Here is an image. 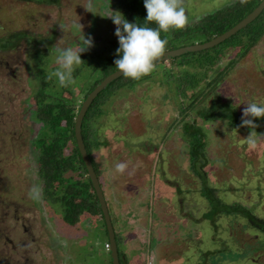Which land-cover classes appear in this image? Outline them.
I'll list each match as a JSON object with an SVG mask.
<instances>
[{"label":"rangeland","instance_id":"1","mask_svg":"<svg viewBox=\"0 0 264 264\" xmlns=\"http://www.w3.org/2000/svg\"><path fill=\"white\" fill-rule=\"evenodd\" d=\"M230 1L185 0L189 23ZM92 3L93 13L84 8L87 0H0V37L23 31L38 39L55 31L50 61L59 66L58 51L81 44L76 21L84 26V37H92L89 49L100 48L115 33L108 17L115 15L113 0ZM28 51L24 41L0 53V264H111L110 252L103 247L108 236L98 216L85 215L75 226L65 225L56 206L27 196L39 185L29 141L40 128L32 126L33 65ZM228 61L229 56L223 57L207 72L208 79ZM162 67L175 72L174 62L165 61L152 78L114 95L94 126L96 139L106 144L95 148L96 159L93 152L90 157L101 172L98 182L116 251L122 255L119 264H264V234L243 217L218 214L211 224V207L199 192L200 179L189 168L187 143L176 124L180 100L163 81ZM81 80L83 76L76 84ZM214 90L221 102L238 108L239 119L247 103L264 104V35ZM206 105L203 100L195 108ZM247 119L258 127L234 129L226 119L195 120L205 134L203 172L222 203L240 205L264 220V137L254 150L245 141L250 133L264 136V117ZM121 161L131 162L124 174L115 171ZM4 196L13 202L23 199V213L18 214L30 217L27 232L19 228L20 221L12 220V203Z\"/></svg>","mask_w":264,"mask_h":264},{"label":"trees","instance_id":"2","mask_svg":"<svg viewBox=\"0 0 264 264\" xmlns=\"http://www.w3.org/2000/svg\"><path fill=\"white\" fill-rule=\"evenodd\" d=\"M28 1L36 4L58 2V0ZM260 2L261 0H246L241 3V0H232L228 5L197 18L182 30L161 32V37L168 40L167 51L211 40L233 27ZM113 7L115 12H120L131 23L156 27L154 23L145 20L147 13L144 0H113ZM55 35L53 31L51 35L45 38L39 36L37 39L23 31L8 33L0 37V53L14 50L24 41L28 42V60L33 65L31 81L34 84L31 97L34 111L32 126L40 124L39 130L36 133L32 132L35 136L30 138L29 152L37 182L43 190L41 200L59 209L60 219L65 225L75 226L85 215L92 218L98 216L103 221L99 204L75 145L73 123L80 103L89 92L106 76L117 70L114 60L120 58L116 54L119 47L118 38L112 33L100 48L81 53V60L84 63L75 67L73 77L78 80L83 76L84 80H81L80 84L62 87L56 77L48 79L49 74L59 67L50 61L51 44ZM263 35L264 9L251 23L218 45L169 60L174 62V74L163 67L160 74L163 81L173 90L174 96L180 100L176 124L187 143L189 168L200 179L199 192L211 207L208 213L211 224L218 214H237L243 217L249 226L264 234L263 219L255 217L249 209L240 205L222 203L214 195L215 188L207 185L206 174L203 172L206 161L205 134L195 121L197 118L204 122L226 119L230 128L241 127V119L237 116L238 108L231 106L230 103L221 102L214 89L229 69L245 57ZM226 56H229V61L208 79L207 72H213L214 66ZM163 63L156 62L155 70L138 80L120 76L105 86L86 109L80 125V135L97 181L101 172L90 156L93 152L92 157L96 159L95 148L103 146L106 142L96 139L94 128L96 122L114 95L123 90L133 89L141 81L149 80ZM209 97L207 102L206 98ZM203 100L207 105L195 108V104ZM193 110L194 116L190 120H184ZM31 130L33 131L32 128ZM68 173L71 175H67ZM98 185L100 187L99 182ZM121 256L117 251L118 263Z\"/></svg>","mask_w":264,"mask_h":264},{"label":"clouds","instance_id":"3","mask_svg":"<svg viewBox=\"0 0 264 264\" xmlns=\"http://www.w3.org/2000/svg\"><path fill=\"white\" fill-rule=\"evenodd\" d=\"M244 2L246 0H241V3ZM84 8L93 13L92 0H87ZM144 8L147 13L145 20L154 23L156 27L131 23L120 12H114L115 15L108 16L116 25L114 34L119 43L116 54L120 58L114 60L115 68L122 76L136 80L153 72L156 68V62L167 53L168 40L161 37V32L182 30L190 22L185 0H144ZM73 26L81 33V44L76 48L69 47L59 50L56 60L59 67L48 77V79H52L53 76L56 77L62 87L76 83L73 72L76 66L84 63L81 60V53L94 46L91 36L84 37L82 24L76 21ZM247 117H264V104L250 102L243 109L240 126L253 129L258 127L252 119H247ZM259 137L264 136L250 133L245 138L249 149L257 148ZM130 164V161L117 162L115 171L124 174L128 171ZM135 168L136 166H132V172L135 171ZM132 172L128 174L131 175ZM42 194L43 190L39 185H34L29 191L30 198L36 201L42 199Z\"/></svg>","mask_w":264,"mask_h":264},{"label":"water","instance_id":"4","mask_svg":"<svg viewBox=\"0 0 264 264\" xmlns=\"http://www.w3.org/2000/svg\"><path fill=\"white\" fill-rule=\"evenodd\" d=\"M264 9V0H261V2L250 12L248 13L244 18H242L238 23H236L233 27L228 29L227 31L223 32L222 34L212 38L211 40L207 42L202 43H194L192 45L183 46L180 48H176L174 50H169L165 54V56L157 61V62H165L168 60H171L173 58L179 57L181 55L187 54V53H195L203 50L210 49L219 43L223 42L224 40L228 39L230 36L234 35L236 32L244 28L246 25L251 23ZM122 76L121 73L114 71L108 76H106L100 83H98L91 92L85 97V99L80 103V106L78 108V111L76 113V116L74 118L73 123V137L75 140V145L77 148V151L80 155V158L82 160V163L84 165L86 176L89 179V182L92 186V189L94 191L95 197L97 199V202L99 204L100 212L102 215V219L105 226V231L108 236V244H109V252L111 257V264H119L118 263V257H117V251H116V245L114 241V235L111 228V224L109 221V216L107 212V208L105 205V201L103 199V195L101 192V189L98 185V181L96 179V176L94 174V171L92 169L90 160L85 152L84 145L82 143L81 135H80V125L82 118L84 116V113L92 100L97 96V94L110 82L114 81L115 79Z\"/></svg>","mask_w":264,"mask_h":264},{"label":"flooded vegetation","instance_id":"5","mask_svg":"<svg viewBox=\"0 0 264 264\" xmlns=\"http://www.w3.org/2000/svg\"><path fill=\"white\" fill-rule=\"evenodd\" d=\"M27 196L29 197V193L27 194ZM3 199L5 200L6 199V203L9 201V202H11L12 204H8V206L11 208L9 211H10V213H12L10 216H11V218H12V220L13 221H20V223H21V225H20V229L24 232L25 231V229H26V226H25V224H27L28 222H29V219H30V217H23L21 214H18V213H23L22 211H23V209L21 208H19L20 207V205H21V203L22 204H24L23 203V199L22 200H20V201H18V202H13L14 201V198H9V200L6 198V196H4L3 197ZM4 200H3V202L2 203H4ZM8 200V201H7ZM15 201H17V200H15ZM27 202H29L28 201V198H27V200H26V202H25V209H26V203ZM1 203V202H0ZM31 203V202H30ZM36 208V207H35ZM25 213V212H24ZM22 224H23V226H22ZM25 232H27V231H25ZM5 236V235H4ZM6 237V236H5ZM10 243V242H9ZM14 246V245H13Z\"/></svg>","mask_w":264,"mask_h":264},{"label":"built area","instance_id":"6","mask_svg":"<svg viewBox=\"0 0 264 264\" xmlns=\"http://www.w3.org/2000/svg\"><path fill=\"white\" fill-rule=\"evenodd\" d=\"M103 247H104L105 250L109 249V245L107 243H105Z\"/></svg>","mask_w":264,"mask_h":264}]
</instances>
